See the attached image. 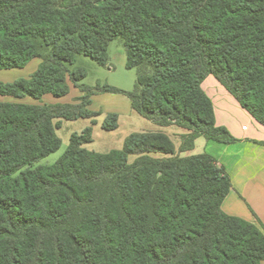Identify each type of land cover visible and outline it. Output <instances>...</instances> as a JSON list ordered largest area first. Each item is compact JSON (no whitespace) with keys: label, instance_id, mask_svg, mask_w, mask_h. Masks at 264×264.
<instances>
[{"label":"trees","instance_id":"1","mask_svg":"<svg viewBox=\"0 0 264 264\" xmlns=\"http://www.w3.org/2000/svg\"><path fill=\"white\" fill-rule=\"evenodd\" d=\"M117 39L135 89L82 85L86 70L69 66L85 56L108 67ZM35 59L29 78L0 81V264L264 263V224L223 211L225 167L182 156L199 138L238 142L216 124L202 87L210 75L264 126V0H0V70ZM71 85L79 103L42 102ZM99 93L125 94L141 116L187 130L179 149L163 132H139L97 153L87 127L39 165L60 150L62 120L97 124ZM28 97L38 104L2 100ZM102 128L118 129L119 115Z\"/></svg>","mask_w":264,"mask_h":264},{"label":"rangeland","instance_id":"2","mask_svg":"<svg viewBox=\"0 0 264 264\" xmlns=\"http://www.w3.org/2000/svg\"><path fill=\"white\" fill-rule=\"evenodd\" d=\"M110 65L103 67L96 63L94 60L79 56L74 65L69 66L72 70L78 67L84 68L87 72V77L81 81L82 85L95 87L100 85H110L121 90L131 92L135 89L137 80V70L128 69L126 67L127 54L124 42L121 39L113 41L109 47ZM41 60L37 59L30 62L23 69L0 70V81L11 83L15 80L22 78H29L40 65ZM73 90V88H72ZM75 91L66 103L73 104L79 103L77 98L81 97L82 93ZM94 104L90 106V110L97 112L100 110L101 116L96 118L97 124L92 125L91 119H79L76 121L62 120L61 128L57 130L58 136L62 139V146L59 151L43 159L39 165H52L54 164L67 150L70 144L71 135L74 133H81L87 127H93L94 141L86 145L87 149L97 153H108L112 150L122 149L127 137L133 133L139 132H163L171 137L175 146L178 148L182 142V135L186 132L185 129L178 126H160L149 120L131 108V102L127 95L121 93H99L94 95ZM92 97V100H93ZM5 101H19L24 103H37L32 98L23 100H15L12 98H2ZM43 103H55L53 96L44 98ZM109 113H116L119 115V128L113 131H108L102 128V124ZM183 131L182 134H176V131ZM204 141V139H203ZM201 142L198 144L196 154L202 151ZM155 156L161 157V154ZM134 157L131 158V161Z\"/></svg>","mask_w":264,"mask_h":264},{"label":"crops","instance_id":"3","mask_svg":"<svg viewBox=\"0 0 264 264\" xmlns=\"http://www.w3.org/2000/svg\"><path fill=\"white\" fill-rule=\"evenodd\" d=\"M202 87L213 102L217 126L227 128L238 142L222 144L199 138L195 142L194 150L182 153V156L204 153L213 156L219 165L225 167L232 182V190L223 202V211L254 224L259 222L264 224V126L244 109L213 75L206 78ZM78 90L71 85L69 95L60 99L54 98V100L56 103H66L68 98ZM48 96L51 95L44 98ZM182 132L177 130L176 134H182ZM183 133L187 134L188 131ZM200 142L202 151L196 154ZM179 147L176 149L178 150Z\"/></svg>","mask_w":264,"mask_h":264}]
</instances>
